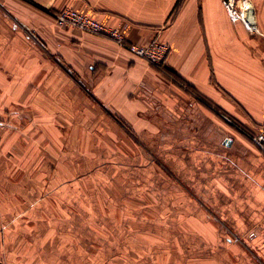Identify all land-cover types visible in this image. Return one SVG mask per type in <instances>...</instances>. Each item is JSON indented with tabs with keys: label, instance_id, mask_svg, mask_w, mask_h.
<instances>
[{
	"label": "crops",
	"instance_id": "obj_1",
	"mask_svg": "<svg viewBox=\"0 0 264 264\" xmlns=\"http://www.w3.org/2000/svg\"><path fill=\"white\" fill-rule=\"evenodd\" d=\"M224 1L0 0V263L264 264V154L243 133L264 125V0H250L257 32ZM65 9L132 44L159 36L167 72L58 28ZM162 134L164 216H142L134 184L85 182L86 162L139 158L134 139Z\"/></svg>",
	"mask_w": 264,
	"mask_h": 264
},
{
	"label": "rangeland",
	"instance_id": "obj_2",
	"mask_svg": "<svg viewBox=\"0 0 264 264\" xmlns=\"http://www.w3.org/2000/svg\"><path fill=\"white\" fill-rule=\"evenodd\" d=\"M171 76L170 79L174 81L173 76ZM175 79L176 81L174 82L179 83L178 78L175 77ZM183 89L186 92H190V94H195L186 86ZM184 96L186 99L185 106L187 108H190L192 111H199V109H202L205 113L214 117L213 114L215 112L213 110H209L203 106H201V108L198 107V101L194 99V95V98L185 95V93ZM192 105L197 106V108L194 109L193 107H190ZM162 116H164V114ZM162 131H164V128H162ZM142 136L143 137L134 139L139 143L138 149H140L141 152L139 158H125L122 160L118 158L115 151L100 154L98 159L86 162V169L88 170L89 175L85 182L103 185L100 188H104V184L108 183L116 184L123 182L125 184H134L141 190V200L144 202V204H142V216H164V191L166 190V187L163 178L166 173L169 175L172 174L173 170L168 164H166L163 147L165 145L164 136L163 134L157 135L155 142L152 141L151 138L149 141L148 137L144 135ZM86 163L81 162L84 166ZM118 167L121 171L120 169H117ZM114 171L115 173L111 174ZM119 172H121V175L118 176L117 173ZM154 172L157 174H154ZM154 177L155 179H153Z\"/></svg>",
	"mask_w": 264,
	"mask_h": 264
},
{
	"label": "built area",
	"instance_id": "obj_3",
	"mask_svg": "<svg viewBox=\"0 0 264 264\" xmlns=\"http://www.w3.org/2000/svg\"><path fill=\"white\" fill-rule=\"evenodd\" d=\"M250 2V0H246ZM226 12L233 23L243 22L250 31H256L253 27L254 22L252 15L242 6V0H225L223 2ZM55 25L60 29H76L81 32L91 33L102 36L115 42L120 48L132 53L138 58L148 62L151 66L166 71L167 63L171 55L172 49L160 37H155L147 44H132L127 42L124 29L114 28L97 20L91 13H85L79 10L65 9L53 14ZM128 26L125 25V29ZM36 31H31L30 36L36 37ZM169 76H171L168 73ZM172 77V76H171ZM174 80V79H173ZM232 126L241 130V128L233 121L221 115ZM7 124L0 121V142L2 134ZM246 137L256 146V148L264 154V125L256 134L243 131ZM3 264V263H0Z\"/></svg>",
	"mask_w": 264,
	"mask_h": 264
},
{
	"label": "bare ground",
	"instance_id": "obj_4",
	"mask_svg": "<svg viewBox=\"0 0 264 264\" xmlns=\"http://www.w3.org/2000/svg\"><path fill=\"white\" fill-rule=\"evenodd\" d=\"M242 6L244 7V9H247L248 8V10L250 12V15H252V6H251V3L250 2H248L246 0H242Z\"/></svg>",
	"mask_w": 264,
	"mask_h": 264
},
{
	"label": "trees",
	"instance_id": "obj_5",
	"mask_svg": "<svg viewBox=\"0 0 264 264\" xmlns=\"http://www.w3.org/2000/svg\"><path fill=\"white\" fill-rule=\"evenodd\" d=\"M170 72H171V75H172V70H170ZM174 74V73H173ZM173 79H174V81H175V77H173ZM183 86V85H182ZM184 87H185V85H184ZM187 90V89H186ZM196 98H198L197 96H196ZM198 100H200L203 104H205V105H208L209 103L205 100V99H203L202 97H199V99Z\"/></svg>",
	"mask_w": 264,
	"mask_h": 264
},
{
	"label": "water",
	"instance_id": "obj_6",
	"mask_svg": "<svg viewBox=\"0 0 264 264\" xmlns=\"http://www.w3.org/2000/svg\"><path fill=\"white\" fill-rule=\"evenodd\" d=\"M230 144V143H229Z\"/></svg>",
	"mask_w": 264,
	"mask_h": 264
}]
</instances>
